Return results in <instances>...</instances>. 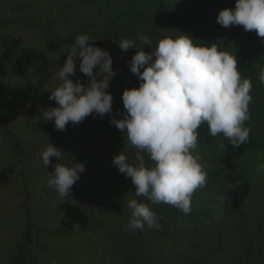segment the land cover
<instances>
[{"label": "trees", "instance_id": "obj_1", "mask_svg": "<svg viewBox=\"0 0 264 264\" xmlns=\"http://www.w3.org/2000/svg\"><path fill=\"white\" fill-rule=\"evenodd\" d=\"M218 1L0 0V50L12 52L0 63L2 145L12 149L18 174L28 178L33 148L26 146L7 121L11 113L23 115L37 135L62 151L66 166L85 165L73 186L80 194V209L98 220L97 230L83 228L80 233H69L66 241L71 240L70 244L65 241L59 248L47 231L43 233L35 225L26 203V219L1 264H47L52 259L57 260L53 264H264V170H257L264 164V83L258 79L264 69V37L246 32L242 26H221L217 22L219 12L234 9L236 0ZM24 34L43 46L44 62L50 67L61 58L67 59L80 35L93 40L88 42L90 46L108 51L116 73L107 90L114 97L112 114L103 118L89 115L77 125L69 122L64 131L54 130V120L44 121L43 111L58 104L49 99L45 84L31 79L25 55L19 58L16 47ZM184 34L191 35L196 46L215 43L218 51L235 55L241 78L252 83L246 144L234 148L222 135L211 137L206 122L197 129L198 147L192 155L199 157L207 179L205 186L193 193L188 214L135 195L131 178L120 173L112 161L123 152L136 164L137 150L126 132L110 124L113 116L124 118L123 91L140 84L130 71L136 50H121V40L132 39L140 45L137 37L147 36L151 43L142 45L147 53L154 52L160 40H175ZM13 74L14 78L10 77ZM221 143L225 148L219 147ZM142 155L146 166L151 167L148 155ZM131 199L148 204L160 217L158 230L145 225L142 230L125 231L131 217L127 202ZM205 204L210 209L206 210ZM219 208L226 212L224 223L232 221V226L219 229L221 221L214 217ZM94 233L104 237L107 244L101 248ZM166 244L174 250H165Z\"/></svg>", "mask_w": 264, "mask_h": 264}, {"label": "clouds", "instance_id": "obj_2", "mask_svg": "<svg viewBox=\"0 0 264 264\" xmlns=\"http://www.w3.org/2000/svg\"><path fill=\"white\" fill-rule=\"evenodd\" d=\"M217 22L224 27L242 26L246 32L254 31L264 37V0H236L234 9L221 10ZM140 45L132 39L118 44L123 51L135 49L130 71L140 81L138 88L125 89L122 101L123 119L114 116L110 124L122 133L136 148V164L129 162L123 152L114 156L113 165L131 178L135 195L145 197L153 205L174 206L183 213L191 211V198L195 190L206 184L207 174L192 152L198 147L197 129L202 123L209 126L213 138L222 135L234 148L249 141V104L252 83L242 79L235 55L211 47L196 46L191 35L175 40L164 38L154 52H145L142 45L151 43L147 36H139ZM87 35H80L71 45L64 65L58 68L59 86L50 93L58 107L43 111L44 121L54 120V130L64 131L71 122L80 124L89 115L104 117L113 112L114 97L107 91L115 76L113 61L108 51L88 44ZM79 49V51H78ZM79 57V71L88 78L87 86L79 79L74 83ZM94 69L96 71L94 72ZM143 69V71H141ZM258 79L264 83V69ZM221 149L225 145H219ZM146 153L153 162L145 164ZM62 151L49 143L41 153L43 167L62 158ZM54 172L48 173L47 187L62 198L69 196L72 187L85 171L83 163L65 166L56 163ZM258 171L264 170V164ZM131 217L125 231L159 229L160 217L148 204L136 199L127 202Z\"/></svg>", "mask_w": 264, "mask_h": 264}, {"label": "rangeland", "instance_id": "obj_3", "mask_svg": "<svg viewBox=\"0 0 264 264\" xmlns=\"http://www.w3.org/2000/svg\"><path fill=\"white\" fill-rule=\"evenodd\" d=\"M171 1L175 4L183 2V0ZM216 1L219 2L218 0ZM16 48L19 50L20 59L22 57L21 54H24L25 58L28 59V67L27 65L26 67L34 82L45 84L50 93L59 86L60 82L55 77L58 68L64 65L66 58H61L57 63L52 64L51 67L46 65L43 46L36 45V40L26 34L22 36ZM10 53L12 54L10 49L8 51L0 50V63L11 57ZM75 63L77 71L69 79L74 83L79 79L84 86H87L88 78L79 71L80 61L75 60ZM25 64L26 61H23V65ZM95 71L96 69H94ZM5 75L9 76L4 74L3 77ZM10 77L14 78V74ZM11 83L13 85L17 84L14 79H11ZM7 121L12 131L17 132L20 138L25 141L26 146L33 148V152L29 157L30 175L28 178L20 176L12 160V149L8 146H3L0 139V264L6 259L8 249L13 245V240L26 219L24 213L26 211L24 208L26 203L30 206L28 214L31 215L35 225L43 233L47 231L48 235L53 239L51 242H54V245L59 248L67 240L69 233V236H71V233H80L83 228L87 231L98 229V226L95 225L98 220L91 219V216L86 212L88 210L80 209V202H78L80 194L75 191L74 186L69 196L65 199L60 197L55 190L47 187L48 173L54 172L53 166L56 163L65 165V161L62 159L56 161L55 158H51L50 164L43 167L41 153L49 144L48 140L37 135L23 115L11 113L7 117ZM27 197L28 200H26ZM204 207L206 210L210 209L208 204H205ZM216 210L214 217L221 221L219 229L222 230L225 225L232 226V221H230L231 223H224L226 221V212L221 208ZM94 237H96L95 233ZM66 242L70 244L71 240ZM95 242L100 244L101 248L106 243L105 238L100 236L96 237ZM95 242L92 244L93 247ZM164 249L174 250V247L166 244ZM88 258H94V256ZM55 261L57 260L52 259L47 264H53Z\"/></svg>", "mask_w": 264, "mask_h": 264}]
</instances>
